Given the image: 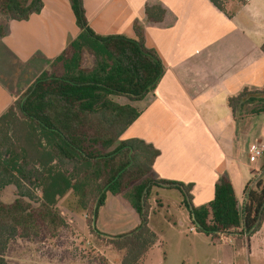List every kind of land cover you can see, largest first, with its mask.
<instances>
[{
    "label": "trees",
    "instance_id": "16d2710c",
    "mask_svg": "<svg viewBox=\"0 0 264 264\" xmlns=\"http://www.w3.org/2000/svg\"><path fill=\"white\" fill-rule=\"evenodd\" d=\"M68 1L78 34L0 114V191L9 185L16 190L11 202L0 199V264H17L5 258L10 241L53 237L67 226L56 208L66 194H72L91 230L107 194H123L129 201L139 225L110 238L125 250L122 264H139L154 242L146 203L153 186L179 190L195 229L213 239L256 232L264 219V175L245 185L240 204L231 181L221 174L213 198L193 206L192 184L152 177L157 148L138 138L119 139L140 111L112 96L142 99L155 89L165 67L156 51L146 47L140 22L133 23L134 37L100 35L89 26L82 0ZM210 1L223 10L224 0ZM42 5V0H0V15L26 20ZM145 13L149 20L160 21L164 9L146 6ZM85 54L92 57L88 67ZM227 104L236 119L264 113V86L244 87Z\"/></svg>",
    "mask_w": 264,
    "mask_h": 264
},
{
    "label": "crops",
    "instance_id": "0c3cea01",
    "mask_svg": "<svg viewBox=\"0 0 264 264\" xmlns=\"http://www.w3.org/2000/svg\"><path fill=\"white\" fill-rule=\"evenodd\" d=\"M42 2L39 13L28 19L4 22L0 46L11 75L8 83L0 77V114L79 32L68 0ZM82 5L89 26L100 35L134 37L133 23L140 22L146 47L156 51L165 67L155 89L142 99L112 96L140 111L119 139L138 138L157 148L152 177L192 184L193 206L213 198L221 174L242 204L245 185H252L260 171L257 161L245 159L244 142L251 140L248 154L251 143L264 142V113L236 119L227 98L244 87L264 86V0H224L223 10L210 0H82ZM154 5L164 9L160 21L145 13L146 6ZM112 205L118 225L138 215L123 194H116ZM188 219L192 223L190 213ZM135 220L126 233L138 226ZM189 231L197 232L194 226ZM215 240L224 264L244 263L254 254L264 257V219L247 239L236 233ZM159 244L155 238L148 249Z\"/></svg>",
    "mask_w": 264,
    "mask_h": 264
},
{
    "label": "rangeland",
    "instance_id": "374dc122",
    "mask_svg": "<svg viewBox=\"0 0 264 264\" xmlns=\"http://www.w3.org/2000/svg\"><path fill=\"white\" fill-rule=\"evenodd\" d=\"M5 20L4 16L0 15L2 27ZM83 63L86 67L90 66L92 57L85 54ZM10 68L8 55L2 51L0 46V77L7 83L11 75ZM244 112L245 110L238 112L237 115L241 117ZM254 132L251 135L255 138ZM261 139L264 140V136ZM250 141L246 139L244 142L247 151L246 160L249 159L247 149ZM255 164L261 172L256 178L262 177L264 175V155ZM35 195H40L39 189L35 190ZM15 197L16 190L12 185L0 191V199L4 202H11ZM115 197L116 195L111 194L106 196L104 204L97 213L94 230H91L87 223L85 213L77 208L72 194L59 198L56 208L66 218L67 226L60 229L53 237L41 240L18 238L10 241L5 253L6 260L17 264H122L125 250L116 248L110 238L132 229V221L135 219V225H139L140 218L135 215L133 219L129 218L126 224L118 225L112 208ZM182 201L183 195L177 190L162 191L154 186L150 189L146 203L148 215L151 211V218H148L147 223L154 238L158 239L160 244L148 249L142 264L222 263L220 251L216 247L220 241L197 230L196 233L189 231V227L194 225L189 221V212L187 208H183ZM253 241L255 244V239ZM243 261L247 264H264V257L254 254L249 256L247 261L245 259Z\"/></svg>",
    "mask_w": 264,
    "mask_h": 264
},
{
    "label": "built area",
    "instance_id": "2783aa9c",
    "mask_svg": "<svg viewBox=\"0 0 264 264\" xmlns=\"http://www.w3.org/2000/svg\"><path fill=\"white\" fill-rule=\"evenodd\" d=\"M242 1L243 3H247L249 2L250 0H240ZM264 155V142H253L249 145V161L250 162H256L259 158H261L262 156ZM261 172L259 171L258 175L260 174ZM257 175V176H258ZM256 176V177H257ZM254 177L253 180L256 178ZM252 180V182H253ZM232 234H236V233H224V234H220V238L221 239H225L227 235H232ZM223 236V237H222ZM241 236L244 238V239H247L248 236L246 235V233H241ZM222 241V240H221ZM229 241L230 238H229ZM244 243V241H243ZM245 246V245H244ZM220 264H224V263H220ZM232 264H247V263H238V262H234Z\"/></svg>",
    "mask_w": 264,
    "mask_h": 264
}]
</instances>
